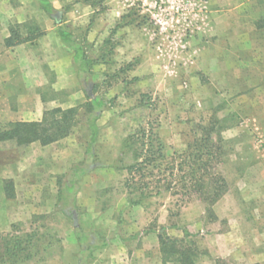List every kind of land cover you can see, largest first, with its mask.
I'll return each instance as SVG.
<instances>
[{
	"label": "rangeland",
	"instance_id": "1",
	"mask_svg": "<svg viewBox=\"0 0 264 264\" xmlns=\"http://www.w3.org/2000/svg\"><path fill=\"white\" fill-rule=\"evenodd\" d=\"M8 1L21 6V0ZM23 1L41 10L38 0ZM51 2L61 14L43 20L42 10L35 11L20 25L22 34L45 23L55 27L58 20L87 56L103 54L104 63L92 67V78L78 80L76 94L71 89L72 94L58 97L83 106L91 93L106 105L95 167L80 180L84 193L67 218L47 213L34 225L20 227L36 231L39 239L31 258L17 264H157L153 254L143 256L144 246L151 252L153 240L141 242L140 235L165 220L192 235L194 264H264V11L258 0ZM85 118L81 111L77 144L83 141ZM213 122L223 140L215 170L227 191L212 213L196 195L187 200L162 193L140 208L125 204L127 174L106 164L116 160L125 136L150 129L170 157L183 153ZM39 194L48 196L43 190L35 199L42 200ZM230 229L233 234L217 238L218 250L209 254L213 235ZM76 230L94 244L90 253L81 254L77 235L70 239ZM176 232L181 234L170 229ZM156 259L161 264L159 255Z\"/></svg>",
	"mask_w": 264,
	"mask_h": 264
},
{
	"label": "trees",
	"instance_id": "2",
	"mask_svg": "<svg viewBox=\"0 0 264 264\" xmlns=\"http://www.w3.org/2000/svg\"><path fill=\"white\" fill-rule=\"evenodd\" d=\"M83 1L87 2V0ZM38 2L42 10L52 17L55 10L50 2L48 0H38ZM258 2L264 8V0H258ZM118 27V25L115 27L114 32ZM57 35L62 44L72 52V60L77 68L79 80L87 81L90 76V67L104 63L103 54L87 56L83 46L70 32L58 29ZM24 40L25 38L21 37L16 30H11L10 37L5 40V46L11 47ZM105 105L106 102L99 97L90 99L87 96L86 103L82 106L90 135L84 144L83 161L71 166L65 174L64 181L58 182L55 208L65 216L70 214L69 210L74 209L78 182L95 167V146L100 130L97 121ZM77 111V108L53 109L45 112L40 122H16L0 127V142L12 141L17 146L32 142H39L41 145L53 143L70 133L76 123ZM215 124L213 122L204 128L201 136L188 143L183 153L173 154L170 157L165 155L163 143L150 129L139 128L125 136L120 144L119 155L109 168L127 174L123 183L126 205L141 206L144 200L162 193H170L172 196L180 195L187 200L196 195L206 205L205 212L212 213L213 206L227 191L226 181L215 170L221 159L223 141L220 133L215 132ZM126 158L130 162H126ZM166 229L178 230L182 233V237H170L166 234ZM152 231L157 230L149 229L147 232ZM156 233L161 264L195 263L197 248L191 247L193 245L188 239L192 235L185 227L161 226ZM75 234L81 254L90 253L95 246L90 242L87 234L78 230ZM38 239L36 231L21 232L14 227L11 232L0 234V264H17L28 260L32 255L31 249Z\"/></svg>",
	"mask_w": 264,
	"mask_h": 264
},
{
	"label": "crops",
	"instance_id": "3",
	"mask_svg": "<svg viewBox=\"0 0 264 264\" xmlns=\"http://www.w3.org/2000/svg\"><path fill=\"white\" fill-rule=\"evenodd\" d=\"M48 1L54 10L57 9L51 0ZM19 3L21 6H13L8 0H0V127L16 122H40L44 113L53 109L77 108L78 111L75 116L77 121L81 111L85 115L84 108L72 104L69 97L64 100L58 97L63 92L67 95L72 94L71 89L76 94L79 85L77 68L72 60V52L62 44L57 35V30L62 29L60 28L61 23L55 20L54 25L56 28L46 23L43 26L42 24L37 25L28 33L22 34L20 25L40 9H31L25 6L23 0ZM257 5L260 7L258 3ZM260 8L264 11L263 7ZM40 13L42 19L45 20L47 14L43 10ZM55 13L61 14L58 10H55ZM262 26L261 29H264V25ZM256 28L258 27H253V30ZM11 30H16L25 40L11 47H6L5 40L10 37ZM93 66L90 67L89 77L92 76L91 69ZM92 84L94 83L90 82L89 84L91 88L93 87ZM67 89L69 91L65 92ZM103 113L101 111L100 118L97 121L100 130L103 127L101 121ZM82 124L83 127L82 125L81 127L85 132L83 131V141H79V144H77L78 140L74 135L80 126L77 125L76 127V123L67 136L47 145L32 142L28 145L17 146L12 141L0 142L1 234L11 232L13 227L20 229V227L32 226L47 213H54L67 218L55 208L59 188L58 182L62 174L67 173L71 166L81 163L85 157L84 144L90 135L86 127V118ZM100 130L96 141L95 155H98ZM112 160H109L106 164L110 165ZM79 184L80 181L77 184L75 193V205L78 202V194L82 195L84 193ZM43 190L47 191L48 196L39 194L42 200L35 199L36 193ZM23 196L29 197L32 202L25 203ZM88 197L90 198V196ZM146 200L143 201V204ZM142 205L137 207L140 208ZM24 208L29 209L24 210ZM80 218L81 216L75 217L76 221L77 219L80 221ZM160 224L162 227H167L166 220L160 222ZM155 230L158 231V229ZM232 231L230 229L224 234L213 235V246H207L208 253L212 255L213 252H217V238L232 235ZM73 232L70 239L75 238L74 235L76 234ZM156 232L142 234L140 240L141 242L146 240L152 242L153 240L151 252L146 250L149 248L144 246L143 256L153 254L155 262L157 261L158 264L159 260L156 257L160 254ZM166 234L176 238L182 237V233L170 234V229H166ZM124 246L123 248H125ZM128 255L127 253V257ZM70 264H75V262Z\"/></svg>",
	"mask_w": 264,
	"mask_h": 264
},
{
	"label": "water",
	"instance_id": "4",
	"mask_svg": "<svg viewBox=\"0 0 264 264\" xmlns=\"http://www.w3.org/2000/svg\"><path fill=\"white\" fill-rule=\"evenodd\" d=\"M89 96H90L91 99H93V95L91 93H89Z\"/></svg>",
	"mask_w": 264,
	"mask_h": 264
}]
</instances>
